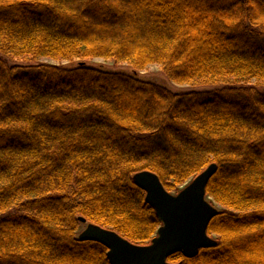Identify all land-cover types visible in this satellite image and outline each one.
Returning a JSON list of instances; mask_svg holds the SVG:
<instances>
[{"label": "trees", "instance_id": "16d2710c", "mask_svg": "<svg viewBox=\"0 0 264 264\" xmlns=\"http://www.w3.org/2000/svg\"><path fill=\"white\" fill-rule=\"evenodd\" d=\"M262 16L256 0H147L132 15L103 0H0V264H108L78 239L79 218L143 246L160 223L132 176L152 172L171 193L215 163L217 244L167 262L264 264ZM92 59L158 65L194 90Z\"/></svg>", "mask_w": 264, "mask_h": 264}, {"label": "water", "instance_id": "95a60500", "mask_svg": "<svg viewBox=\"0 0 264 264\" xmlns=\"http://www.w3.org/2000/svg\"><path fill=\"white\" fill-rule=\"evenodd\" d=\"M216 171V163L209 165L173 195L152 172L141 171L132 176L134 185L144 191L145 202L160 223L151 242L143 246L127 242L112 230L87 224L82 218L79 221L85 228L78 233V239L103 245L108 264H171L167 258L176 253L186 259L194 258L201 249L217 244L208 235L207 227L218 209L206 196L207 183Z\"/></svg>", "mask_w": 264, "mask_h": 264}, {"label": "rangeland", "instance_id": "374dc122", "mask_svg": "<svg viewBox=\"0 0 264 264\" xmlns=\"http://www.w3.org/2000/svg\"><path fill=\"white\" fill-rule=\"evenodd\" d=\"M41 62L47 63V64L51 63V64H55L59 66L64 64V62L59 64L51 60H41ZM87 62H88V65L100 67L101 69H105L110 72H119L121 74H134L135 78H137L138 80L146 82V83L149 82L156 86H160L164 88L165 90L167 91L169 90L170 92L174 94L190 93V91L194 90L192 88H189L188 86L176 85L170 82L169 80H167L158 65L157 66L150 65L146 67L144 71H139V72H136L135 74V73H132L131 70H129V67L126 64H117L113 61L104 60V59L103 60L102 59H92ZM190 181L191 180H189L188 182L183 184L182 187H179L177 190L171 192L170 194L173 195L179 192L184 187V185H186ZM209 201L211 202L213 206L216 207V209H218V212L223 210L222 207L219 206L218 204H215L212 199H209ZM84 228L85 226L81 225L78 228L77 234L80 233ZM210 236L217 241V238L214 235H210Z\"/></svg>", "mask_w": 264, "mask_h": 264}, {"label": "snow or ice", "instance_id": "6c2138e0", "mask_svg": "<svg viewBox=\"0 0 264 264\" xmlns=\"http://www.w3.org/2000/svg\"><path fill=\"white\" fill-rule=\"evenodd\" d=\"M15 2L16 0H7L8 4ZM39 2L48 3V0H39ZM203 2L211 7V0H203ZM103 3L108 7L120 9L121 11L128 12L129 15H132L133 13H143L147 0H103ZM256 3L259 4V11L264 12V0H256ZM256 14L258 13H253V15ZM141 22L143 23V21ZM261 24H264V16L261 17L260 22L254 23L253 26L259 27ZM261 31H264V27L261 28Z\"/></svg>", "mask_w": 264, "mask_h": 264}]
</instances>
